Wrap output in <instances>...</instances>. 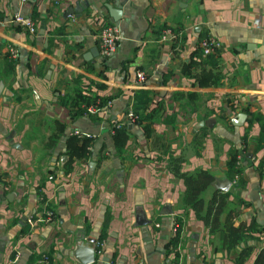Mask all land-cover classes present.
I'll use <instances>...</instances> for the list:
<instances>
[{
    "label": "crops",
    "instance_id": "1",
    "mask_svg": "<svg viewBox=\"0 0 264 264\" xmlns=\"http://www.w3.org/2000/svg\"><path fill=\"white\" fill-rule=\"evenodd\" d=\"M15 13L34 32L0 25V264H235L224 230L209 231L183 204L174 168L211 175L199 196L205 205L225 193L220 221L231 211L252 223L239 241L251 245L241 264H251L264 245V0H0V18ZM108 23L121 37L102 61L90 56ZM204 35L219 42L216 54L201 55ZM80 87L96 100L72 118L63 99ZM136 98L145 101L141 122L126 123ZM114 123L126 129L119 153ZM75 130L92 138L90 155L64 173ZM231 149L241 157L239 185L227 176ZM224 179L225 191L215 187ZM45 208L49 221L40 219ZM102 227L95 259L77 261V236L96 244Z\"/></svg>",
    "mask_w": 264,
    "mask_h": 264
},
{
    "label": "trees",
    "instance_id": "2",
    "mask_svg": "<svg viewBox=\"0 0 264 264\" xmlns=\"http://www.w3.org/2000/svg\"><path fill=\"white\" fill-rule=\"evenodd\" d=\"M201 38V37H200ZM211 56V55H209ZM96 98L90 97L89 95H85L81 93L78 89L74 90L73 96L66 97L63 99V103L65 105H69L72 109V118L82 114L85 111L86 106L94 103ZM107 102L106 98H100V105L103 106ZM145 104V101L140 98H136L132 111L136 114V121L138 123L141 122L142 119V109ZM125 127H120L115 129V133L112 135L113 146L116 149V152H121L123 149V145L127 139ZM57 136H51L49 138L50 144H52L56 140ZM92 143V138L88 136H77L76 134H70L65 138L64 143V151L63 153L66 155L67 159L62 164V170L64 173H68L73 166L72 163L76 161V159H86L90 155L89 146ZM239 154V151L236 149H231L228 152L229 160L227 161V176L229 180L232 181L233 177L237 175L236 185L242 184L243 180L241 177V168L236 166V157ZM174 173L181 178L182 182L185 184V189L183 191V204L185 206L191 207L197 216L204 220L205 224L208 227L209 231H214L218 229H223L227 234V244L226 248H235L237 247V254L234 257L235 264H241L244 258L251 252V245L249 244H240V240L247 235H251V231L255 229L252 223L245 224L243 222L234 221L232 219V215H230L231 211L226 213L225 219L220 221V214L224 211L226 205V197L225 193H213L208 200V202L204 205L203 198L199 196L200 192L204 190L210 183L211 175L205 171L198 172L196 174H187V173H179L175 168L173 169ZM183 205V206H184ZM204 207L203 212L200 211ZM104 221L107 220L106 216L104 217ZM177 227V235L173 236L169 243L173 246L178 243V233L180 230V221ZM105 224V223H104ZM103 229L99 233L98 241L103 239ZM258 251L252 261L251 264H264V245L259 246Z\"/></svg>",
    "mask_w": 264,
    "mask_h": 264
},
{
    "label": "built area",
    "instance_id": "3",
    "mask_svg": "<svg viewBox=\"0 0 264 264\" xmlns=\"http://www.w3.org/2000/svg\"><path fill=\"white\" fill-rule=\"evenodd\" d=\"M26 0H19L20 3H24ZM5 22L7 23H14L16 25H20L23 26L24 28H26L30 33L34 32V25L32 20L28 17V16H24L21 15L20 13H15L13 14L10 18H0V25L4 24ZM120 33H119V29L118 26L115 23H108L103 25L97 32L96 34V41H97V57L104 61L106 60L109 55H111L117 48L119 41H120ZM198 46L201 52L202 56H207L210 54H216L217 49L219 48V42L217 41L216 38H212L209 35H204L201 37V39L198 42ZM7 52L8 55L11 59H16L18 52L16 50V48H14L13 46L9 45L7 48ZM136 76V80L138 82H143L145 80V75H143V73L141 71L137 72L135 74ZM93 111V107H89L87 109L88 113H92ZM125 121L126 123L128 122H135L136 121V114L134 113V111H132L130 108H128L125 111ZM121 124L119 123H114L112 125V130L115 128H119ZM73 135H77V136H88L89 135L85 134V133H81L80 131L75 130L73 133ZM241 157L240 155H237L236 157V166L240 167L242 166V162L240 161ZM49 178H51V176H49ZM237 175L233 177V183H235L237 180ZM264 207V204H263ZM53 215V212L50 208H45L44 209V215L41 216L40 219L45 220V221H49L51 219ZM26 220H28L30 223H32L34 220H32V218L27 217ZM156 225H158L157 223H155ZM179 223L178 221H174L172 224V227L170 229V234L172 236H176L177 235V227H178ZM103 245L102 241H97L95 244V254L100 252V248ZM40 259L38 260L39 262H47L48 261V255H46L45 253H42L40 255ZM170 264H177V263H170ZM198 264H207L204 261H201Z\"/></svg>",
    "mask_w": 264,
    "mask_h": 264
},
{
    "label": "water",
    "instance_id": "4",
    "mask_svg": "<svg viewBox=\"0 0 264 264\" xmlns=\"http://www.w3.org/2000/svg\"><path fill=\"white\" fill-rule=\"evenodd\" d=\"M112 16H114V13H112ZM97 56V48H94L91 50V56L95 57ZM2 87V84L0 83V88ZM244 117V114H237L235 116V119L232 120V123L240 124L242 121V118ZM62 159V158H61ZM64 159V156H63ZM93 163H88L89 169H91L93 166ZM230 184V181L227 179H224L222 182H219V185L215 186L220 188L221 190L225 191ZM8 196V195H7ZM74 247L71 251V255L74 256V258L79 261L80 263H89L92 262L95 259V240L93 238H87L84 239L82 235L77 236L75 240Z\"/></svg>",
    "mask_w": 264,
    "mask_h": 264
}]
</instances>
